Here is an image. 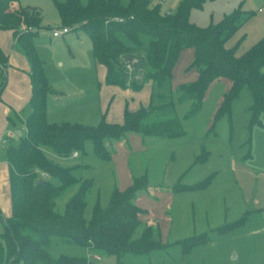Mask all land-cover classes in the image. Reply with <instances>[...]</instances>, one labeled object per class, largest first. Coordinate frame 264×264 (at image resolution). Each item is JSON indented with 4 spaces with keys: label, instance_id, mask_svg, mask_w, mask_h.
<instances>
[{
    "label": "rangeland",
    "instance_id": "obj_1",
    "mask_svg": "<svg viewBox=\"0 0 264 264\" xmlns=\"http://www.w3.org/2000/svg\"><path fill=\"white\" fill-rule=\"evenodd\" d=\"M62 1L18 0L20 6L39 16L40 28L33 41L43 73L53 89L46 97V120L51 124L80 123L93 128L102 120L121 123L125 108L135 110L148 105L150 80H143L147 69L131 71L130 78L143 80L138 89L106 84L104 65L94 58L91 40L78 23L66 25L70 27L67 33L52 36V30L62 26L57 9V3ZM150 1L151 5L159 3L162 11H173L179 2ZM79 2L85 5L88 0ZM238 8L242 10L240 25L225 46L242 53L264 35V0H203L200 7L190 9L188 19L206 26ZM29 30L37 28L32 26ZM144 42L147 46V40ZM0 48L7 55L5 65H0L2 153L18 137L9 119H14L24 133L18 118H24L29 111L30 78L29 63L11 29L0 28ZM192 54V48L181 51L173 68V89L197 75L194 70H186ZM127 63H138V59L131 58ZM229 85L226 78L211 82L200 109L192 117H185L191 100L180 102L173 97L183 130L178 136L128 133L111 142L108 159H101L94 152L91 140H86L84 151H77L76 155L60 156L45 148V154L54 162L63 166L83 164L75 173L81 178H92L85 217H90L96 201L106 206L115 187L124 189L134 176L145 175L147 189L139 190L132 201L147 212L139 216L140 224L133 236H139L144 229L147 239L162 245L117 256L95 254L51 236L49 255L77 257L74 264H264V113L259 115V122L252 121V96L244 87L232 99L230 111L216 117ZM53 182L57 184L56 180ZM74 189L75 186L68 188L57 198V209H62ZM8 200L0 193V204L6 211L10 207L6 205ZM236 222L239 224L219 232ZM201 233L206 234V242L184 252L181 241Z\"/></svg>",
    "mask_w": 264,
    "mask_h": 264
},
{
    "label": "trees",
    "instance_id": "obj_2",
    "mask_svg": "<svg viewBox=\"0 0 264 264\" xmlns=\"http://www.w3.org/2000/svg\"><path fill=\"white\" fill-rule=\"evenodd\" d=\"M150 2L88 0L83 5L79 0H63L57 3L62 26L78 23L89 36L94 58L105 67L106 84L133 89L140 88L143 80L152 84L147 106L125 108L121 123L102 120L93 128L80 123L47 122L46 97L53 89L43 73L33 41L40 28L39 16L20 6L18 0H0V28L12 30L15 43L29 63L30 78L29 111L24 118H18L24 133L16 134V142L7 146L3 156L8 166L10 213L3 216L0 211V264L40 261L74 264L77 257L49 255L51 236L95 254L117 256L126 251L146 252L162 246L159 241L147 239L144 231L133 236L140 224L139 214L146 210L132 198L139 190L147 189L145 175L134 176L124 189L115 187L107 205L100 206L96 201L90 217H85L92 178H81L75 173L83 164L63 166L54 162L45 154V148L68 156L84 151V142L91 140L94 152L101 159H108L111 142L128 133L161 138L178 136L183 130L173 97L180 102L191 100L185 117H192L200 109L210 83L222 78L228 79L230 85L216 117L230 111L232 99L245 87L252 96L249 107L252 121L259 122V115L264 113V35L242 53L225 46L227 38L240 25L242 10L235 9L217 23L199 26L189 21L188 14L191 8L200 7L203 0H179L173 11H162L159 3ZM21 25L35 26L37 30L22 29ZM185 48L193 51L186 70H194L197 75L173 89V68ZM131 58L138 59L132 72L147 69L141 82L130 78L132 72L127 70L126 62ZM6 60L7 55L0 48V65L4 66ZM2 87L0 84V91ZM9 121L17 129L16 121ZM74 186L62 209H57V198ZM238 224L225 226L219 232ZM206 240L205 233L186 237L181 241L183 251L189 252Z\"/></svg>",
    "mask_w": 264,
    "mask_h": 264
},
{
    "label": "crops",
    "instance_id": "obj_3",
    "mask_svg": "<svg viewBox=\"0 0 264 264\" xmlns=\"http://www.w3.org/2000/svg\"><path fill=\"white\" fill-rule=\"evenodd\" d=\"M58 37V36H57ZM104 73H105V67H104ZM196 76H194L193 78H192V80L195 78ZM191 81V80H190ZM147 82V81H146ZM149 83H150V90H149V98H150V94H151V86H152V84H151V81H149ZM149 103V102H148ZM18 129V128H17ZM14 131H16V128H14ZM2 141V140H1ZM4 142H6V139H4ZM4 152L5 151H3L2 153H0V175L2 176V178H0V193H1V196H3V197H5V199L7 198V207L8 206H10V204H9V202H10V198H8L9 197V184H8V166H7V163H6V161L3 159L4 157ZM4 171V172H3ZM141 207V206H140ZM10 207H8L7 208V211L4 209V207H2L1 206V204H0V211H1V213L3 214V216H7L9 213H10V209H9ZM141 208H143V207H141ZM146 211L145 212H147V209L146 208H144ZM142 213H144V212H142ZM142 213H140L139 214V216L142 214ZM140 220V219H139ZM1 223V222H0ZM144 231V229H142V231H141V233ZM140 233V234H141ZM139 234V235H140ZM135 237H137V236H135ZM20 264H22V262H19Z\"/></svg>",
    "mask_w": 264,
    "mask_h": 264
},
{
    "label": "built area",
    "instance_id": "obj_4",
    "mask_svg": "<svg viewBox=\"0 0 264 264\" xmlns=\"http://www.w3.org/2000/svg\"><path fill=\"white\" fill-rule=\"evenodd\" d=\"M119 20H121V19H119ZM21 28L22 29H29L30 27H26L24 25H21ZM69 30H70L69 26H61V27H58V28H54L52 30V36L57 37V36L63 35L64 33H67ZM126 68H127V70L129 72H131L132 69H133V64H130V63L126 62ZM76 154H77L76 152L72 153V155H76ZM41 174L45 175L44 173H41ZM96 257H98V256L96 255Z\"/></svg>",
    "mask_w": 264,
    "mask_h": 264
},
{
    "label": "water",
    "instance_id": "obj_5",
    "mask_svg": "<svg viewBox=\"0 0 264 264\" xmlns=\"http://www.w3.org/2000/svg\"><path fill=\"white\" fill-rule=\"evenodd\" d=\"M15 133H16L17 135H21V130H20V129H16ZM90 264H91V263H90Z\"/></svg>",
    "mask_w": 264,
    "mask_h": 264
}]
</instances>
